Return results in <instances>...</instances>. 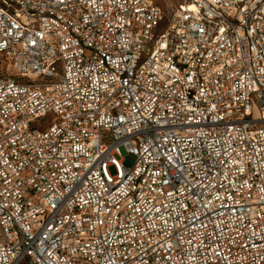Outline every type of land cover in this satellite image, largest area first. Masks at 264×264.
Returning a JSON list of instances; mask_svg holds the SVG:
<instances>
[{
  "label": "built area",
  "instance_id": "built-area-1",
  "mask_svg": "<svg viewBox=\"0 0 264 264\" xmlns=\"http://www.w3.org/2000/svg\"><path fill=\"white\" fill-rule=\"evenodd\" d=\"M0 264H264V0H0Z\"/></svg>",
  "mask_w": 264,
  "mask_h": 264
},
{
  "label": "rangeland",
  "instance_id": "rangeland-1",
  "mask_svg": "<svg viewBox=\"0 0 264 264\" xmlns=\"http://www.w3.org/2000/svg\"><path fill=\"white\" fill-rule=\"evenodd\" d=\"M183 2L184 0H157L158 6L161 8V10L164 13L165 24L169 23L174 13L178 9L179 5L182 4ZM120 150H121V154L120 156L117 155L116 158L119 161H123L126 167H132L135 161V157L131 154H128L124 148H121ZM109 171L113 176L116 174V171L113 167H111Z\"/></svg>",
  "mask_w": 264,
  "mask_h": 264
}]
</instances>
